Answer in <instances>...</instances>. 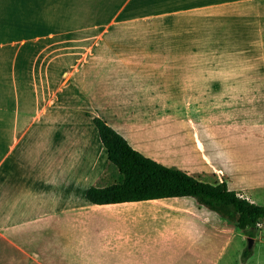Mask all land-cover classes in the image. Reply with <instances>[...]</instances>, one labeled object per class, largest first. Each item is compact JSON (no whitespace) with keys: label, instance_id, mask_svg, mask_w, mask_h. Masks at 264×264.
I'll use <instances>...</instances> for the list:
<instances>
[{"label":"crops","instance_id":"crops-1","mask_svg":"<svg viewBox=\"0 0 264 264\" xmlns=\"http://www.w3.org/2000/svg\"><path fill=\"white\" fill-rule=\"evenodd\" d=\"M95 116L254 202L264 0H0V264H222L237 229L190 196L88 201L119 176Z\"/></svg>","mask_w":264,"mask_h":264},{"label":"trees","instance_id":"trees-1","mask_svg":"<svg viewBox=\"0 0 264 264\" xmlns=\"http://www.w3.org/2000/svg\"><path fill=\"white\" fill-rule=\"evenodd\" d=\"M101 143L110 164L119 173L107 187H89L86 198L94 204L119 203L190 196L197 205L218 214L225 224L235 227L247 237H254L264 221V206L250 201L241 192L228 188V177L219 173L192 174L162 165L134 149L127 140L100 117H93ZM252 254L245 248L244 263Z\"/></svg>","mask_w":264,"mask_h":264},{"label":"rangeland","instance_id":"rangeland-1","mask_svg":"<svg viewBox=\"0 0 264 264\" xmlns=\"http://www.w3.org/2000/svg\"><path fill=\"white\" fill-rule=\"evenodd\" d=\"M254 202L264 206V190L253 191L250 193ZM247 236L240 230H237L235 240L230 246V250L224 257L223 263L227 261V264H264V221L261 222L255 230V235L252 244V254L243 263L241 260V253L243 249L248 247Z\"/></svg>","mask_w":264,"mask_h":264},{"label":"water","instance_id":"water-1","mask_svg":"<svg viewBox=\"0 0 264 264\" xmlns=\"http://www.w3.org/2000/svg\"><path fill=\"white\" fill-rule=\"evenodd\" d=\"M247 240H248V247L247 248L251 249L252 244H253V238L252 237H248Z\"/></svg>","mask_w":264,"mask_h":264}]
</instances>
